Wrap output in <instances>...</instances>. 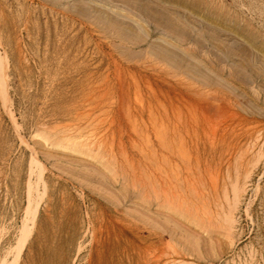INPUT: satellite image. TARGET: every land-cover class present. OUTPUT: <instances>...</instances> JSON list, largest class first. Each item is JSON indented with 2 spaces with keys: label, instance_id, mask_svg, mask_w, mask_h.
<instances>
[{
  "label": "rangeland",
  "instance_id": "rangeland-1",
  "mask_svg": "<svg viewBox=\"0 0 264 264\" xmlns=\"http://www.w3.org/2000/svg\"><path fill=\"white\" fill-rule=\"evenodd\" d=\"M264 264V0H0V264Z\"/></svg>",
  "mask_w": 264,
  "mask_h": 264
},
{
  "label": "bare ground",
  "instance_id": "bare-ground-1",
  "mask_svg": "<svg viewBox=\"0 0 264 264\" xmlns=\"http://www.w3.org/2000/svg\"><path fill=\"white\" fill-rule=\"evenodd\" d=\"M14 262H15V259H13L10 263H8V264H14Z\"/></svg>",
  "mask_w": 264,
  "mask_h": 264
}]
</instances>
